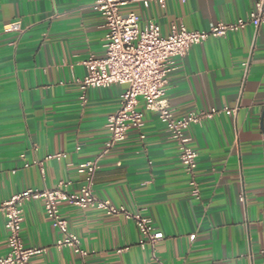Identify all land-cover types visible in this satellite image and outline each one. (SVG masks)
I'll return each mask as SVG.
<instances>
[{
  "label": "crops",
  "instance_id": "obj_1",
  "mask_svg": "<svg viewBox=\"0 0 264 264\" xmlns=\"http://www.w3.org/2000/svg\"><path fill=\"white\" fill-rule=\"evenodd\" d=\"M256 1L166 0L165 7L133 3L121 11L158 24L168 36L180 24L191 31L231 24ZM94 2L0 0V203L61 183L78 193L85 179L79 167L106 150L107 119L126 87L91 89L83 104L75 82L90 57L105 56L106 22ZM13 22L22 33L4 32ZM173 68L164 100L176 118L234 111L187 130L198 153L199 198L167 126L141 100L144 127L102 156L93 188L96 197L149 218L164 239L142 249L132 220L62 204L60 214L88 252L83 258L55 247L60 234L44 200H32L23 206L21 235L27 248L44 251L31 264H264V27L211 37ZM57 155L62 159L46 160ZM8 252L0 216V257Z\"/></svg>",
  "mask_w": 264,
  "mask_h": 264
},
{
  "label": "built area",
  "instance_id": "obj_2",
  "mask_svg": "<svg viewBox=\"0 0 264 264\" xmlns=\"http://www.w3.org/2000/svg\"><path fill=\"white\" fill-rule=\"evenodd\" d=\"M185 1V0H183ZM157 2L165 7L166 0H95L93 8L100 13L106 22L104 39L105 56L90 57L85 63L86 75L76 79L80 90V100L87 102V93L91 89H106L114 85L125 86L120 97L118 110L107 119L110 139L106 150L96 159L82 164L79 173L85 175L84 185L78 193H67L63 190L66 184L61 183L56 189H29L0 203V216L5 219L8 232L9 252L0 257V264H31L32 258L44 250L27 248L23 242L22 213L23 206L32 200H44L47 218L60 237L55 243L57 249L70 248L81 257L88 252L80 246V239L69 230L68 221L60 214V206L68 204L81 209L96 208L111 216H124L132 220L139 232V246L154 248L164 239V234L156 230L153 222L139 213L128 212L124 207H116L109 200L100 199L94 194L95 177L99 170L102 156L116 144L127 139L131 130L141 131L144 127V113L138 109L144 101L146 110L156 112L159 119L167 126L170 138L176 143L179 160L189 177L192 195L200 196L199 184L195 171L198 153L191 147L187 130L192 125L202 124L206 120L224 112L231 115L234 111L212 109L210 111H191L181 118H176L165 104L168 77L173 71L176 59L184 58L189 51L209 38L224 37L253 26L256 30L264 27V0H257L254 9L246 18L231 24H218L208 31H191L183 24L173 26L168 36L161 34V28L154 22L142 24L134 13H122L124 6L133 3L148 8ZM5 33H22L20 22H13L4 27ZM144 138V136H141ZM63 155L48 156L46 160L62 159ZM43 172V162H34ZM31 164L25 163L29 168Z\"/></svg>",
  "mask_w": 264,
  "mask_h": 264
}]
</instances>
